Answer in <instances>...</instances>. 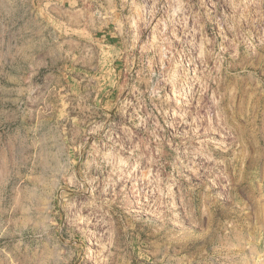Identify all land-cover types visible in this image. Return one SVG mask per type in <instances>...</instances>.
<instances>
[{
    "label": "rangeland",
    "instance_id": "obj_1",
    "mask_svg": "<svg viewBox=\"0 0 264 264\" xmlns=\"http://www.w3.org/2000/svg\"><path fill=\"white\" fill-rule=\"evenodd\" d=\"M0 264H264V0H0Z\"/></svg>",
    "mask_w": 264,
    "mask_h": 264
}]
</instances>
